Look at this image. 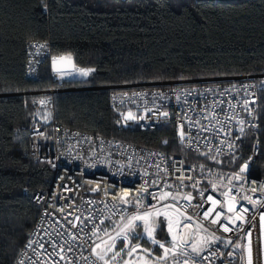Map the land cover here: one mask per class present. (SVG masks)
I'll list each match as a JSON object with an SVG mask.
<instances>
[{
  "label": "built area",
  "instance_id": "built-area-1",
  "mask_svg": "<svg viewBox=\"0 0 264 264\" xmlns=\"http://www.w3.org/2000/svg\"><path fill=\"white\" fill-rule=\"evenodd\" d=\"M46 57L60 85L87 70L72 55L52 56L46 44L34 43L30 78L38 77ZM84 88L89 87L45 90L34 101L38 113L52 116L37 114L32 120V155L52 168L53 178L46 191L33 195L40 214L15 264H128L137 255L159 264H248L249 246L252 264H264V178L251 173L262 156L264 72L102 87L110 90L111 104L121 111L124 123L142 131L170 123L185 149L215 162L234 156L251 136L244 172L213 165L197 176L182 155L66 127L55 118V95ZM209 196L217 201L214 207ZM209 208L213 211L205 218ZM146 212L155 221L151 237L141 220L134 222V231L125 228L130 217ZM197 224L208 231H198ZM212 234L220 239L202 245L199 255L192 252L193 239ZM182 238L188 243L182 244Z\"/></svg>",
  "mask_w": 264,
  "mask_h": 264
},
{
  "label": "trees",
  "instance_id": "trees-1",
  "mask_svg": "<svg viewBox=\"0 0 264 264\" xmlns=\"http://www.w3.org/2000/svg\"><path fill=\"white\" fill-rule=\"evenodd\" d=\"M34 43L46 44L52 56L72 55L89 77L60 85L46 57L30 78ZM258 72H264V0H0V264L18 260L40 214L33 195L53 178L52 168L32 155L38 113L32 92L90 87L55 95L60 123L183 155L198 176L213 165L239 170L252 137L215 162L182 148L170 123L153 131L124 123L102 87ZM260 121L262 156L251 173L264 178V92Z\"/></svg>",
  "mask_w": 264,
  "mask_h": 264
},
{
  "label": "snow or ice",
  "instance_id": "snow-or-ice-1",
  "mask_svg": "<svg viewBox=\"0 0 264 264\" xmlns=\"http://www.w3.org/2000/svg\"><path fill=\"white\" fill-rule=\"evenodd\" d=\"M63 59V58H62ZM55 63V61H54ZM91 70H80L81 74L84 75V76H87L89 74ZM165 115H167L165 113ZM128 118H133L131 116H129ZM181 136L183 138V132L181 133ZM165 143H167L165 141ZM248 168V163H245V165L240 169L241 172H244L246 169ZM239 178V177H237ZM202 195V193H201ZM188 199H191V197H187ZM208 200H212L213 202V207L215 206V204L217 203V201L213 200V198L211 196L207 197ZM250 199V198H249ZM233 209L230 207L229 208V211H232ZM213 211L212 208H209L205 213H204V217L205 218H208V216L210 215V213ZM243 211L247 212L248 209H243ZM221 213L220 212H217L216 213V216L217 218L220 217ZM152 214L149 213V212H146L144 213L143 215H134L132 217L129 218V222L127 225H125V228L128 229V230H131V231H134V228H135V221L137 220H141L144 222V231L148 234L149 237L152 236V232H153V228L150 227L151 224H154L155 221L154 220H150ZM187 220L191 221L192 220V217L191 216H188L186 217ZM237 219H241V217L239 215H237ZM262 220H264V216L261 217ZM211 223L215 224L217 223V220L216 219H213L210 221ZM179 226V225H178ZM184 227H191L190 224H185ZM223 229L225 232H228L230 231V228L227 226V225H222ZM196 229L198 231H204V232H207L208 230L206 228H204V226L202 224H197L196 225ZM125 229H121V232H124ZM169 231L172 232L173 229H172V226H171V223H169ZM214 237V234H212V237H209V236H203L200 238L199 241H197L196 239H193L192 242H191V249H192V252L194 253H197V255H199L200 253V250H201V246L202 245H205V244H208L209 243V240L212 239ZM134 238H139V234H136ZM215 239H220L219 237H214ZM124 239L127 240L128 239V235L125 234L124 235ZM176 237L175 235L173 236V240H175ZM153 243H158V241H156L155 239H153ZM181 243L182 244H187L188 243V240L186 238H182L181 239ZM249 245H250V241H249ZM160 247L161 248H164L165 246L163 244H160ZM175 247V245H174ZM131 251H135V248H133ZM169 249L165 248V255H167ZM130 254V253H129ZM20 264H23V262L21 261ZM185 264H187V261H185ZM248 264H252V261H251V248L249 246V259H248Z\"/></svg>",
  "mask_w": 264,
  "mask_h": 264
},
{
  "label": "rangeland",
  "instance_id": "rangeland-1",
  "mask_svg": "<svg viewBox=\"0 0 264 264\" xmlns=\"http://www.w3.org/2000/svg\"><path fill=\"white\" fill-rule=\"evenodd\" d=\"M50 58V57H49ZM51 60V59H50ZM56 68L57 69H59V62H56ZM88 70V69H87ZM89 75H90V72H89V74L87 75V76H84V75H82L81 74V72L80 73H77V74H75V75H73V77H71V78H68V77H66V78H64L63 80H64V82L66 81V80H68V81H71V80H80V81H84V80H86L88 77H89ZM55 88H57V87H54V88H49V89H44V90H41V91H36L37 93H35V92H32V94H34V95H36V97H35V101L39 98V99H41V98H43V96H45V95H43V91H45L44 93H46L47 92V90H51V89H55ZM90 88V87H89ZM85 89V88H84ZM72 92H74V91H72ZM42 93V94H41ZM50 95V94H49ZM51 97H54V95H50ZM37 114H41V115H45L46 117H48V116H52V113H49V114H47V113H44V112H42V113H37ZM37 116V115H36ZM165 125V124H164ZM179 136V135H178ZM179 142H180V139H179ZM180 144H181V142H180ZM182 145V144H181ZM182 148H184L183 146H182ZM185 149V148H184ZM185 150H187V149H185ZM187 151H190V150H187ZM180 155V154H179ZM183 156V155H182ZM184 157V156H183ZM243 166H241V168H242ZM240 168V169H241ZM239 169V170H240ZM233 208V204L232 203H230L229 204V208ZM128 264H156V263H154L153 261H151L149 258H147V257H145V256H143V255H137V256H135V257H133L131 260H130V262L128 263Z\"/></svg>",
  "mask_w": 264,
  "mask_h": 264
},
{
  "label": "water",
  "instance_id": "water-1",
  "mask_svg": "<svg viewBox=\"0 0 264 264\" xmlns=\"http://www.w3.org/2000/svg\"><path fill=\"white\" fill-rule=\"evenodd\" d=\"M208 1H239V0H208Z\"/></svg>",
  "mask_w": 264,
  "mask_h": 264
},
{
  "label": "crops",
  "instance_id": "crops-1",
  "mask_svg": "<svg viewBox=\"0 0 264 264\" xmlns=\"http://www.w3.org/2000/svg\"><path fill=\"white\" fill-rule=\"evenodd\" d=\"M155 263V262H154ZM156 264H159V263H156Z\"/></svg>",
  "mask_w": 264,
  "mask_h": 264
},
{
  "label": "bare ground",
  "instance_id": "bare-ground-1",
  "mask_svg": "<svg viewBox=\"0 0 264 264\" xmlns=\"http://www.w3.org/2000/svg\"><path fill=\"white\" fill-rule=\"evenodd\" d=\"M120 111V110H119Z\"/></svg>",
  "mask_w": 264,
  "mask_h": 264
}]
</instances>
